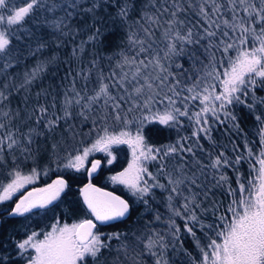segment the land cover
I'll return each mask as SVG.
<instances>
[{
  "label": "snow or ice",
  "instance_id": "6c2138e0",
  "mask_svg": "<svg viewBox=\"0 0 264 264\" xmlns=\"http://www.w3.org/2000/svg\"><path fill=\"white\" fill-rule=\"evenodd\" d=\"M12 0H0V12H6L7 15L0 14V58H7L9 63H5L4 67L10 66L12 41L15 38V33L12 28H22L25 21L39 9L47 12H55L60 10L62 16L50 21L51 26L57 30L69 29L68 32H62L63 35H68L75 31L71 26L72 20L80 16L87 15L93 20L92 25L95 27V21L98 19L97 10L104 8V0H25L24 6L16 7L9 5ZM87 4V6H85ZM227 5L230 6L232 18H222L221 9L225 7L223 3H217V0H212L211 13L206 10L204 0H200L198 5V14L203 16L208 22V27L204 28V36L208 43L204 48V53L207 54L208 64L204 65L205 72L203 76H197L195 81L189 86L187 84L181 87V81L177 78V74L171 71L174 58L185 55V44H199V40H193V30L186 27L185 21L179 19V14L186 9L183 8L180 0H173L171 8L163 9L159 15L148 13L144 14L147 22L161 27V16L168 13L169 19L165 21L167 27L163 32V37L167 40L166 51L161 57L159 52H154L153 43L154 31L150 27H143V36L136 32H131L127 36L128 43L137 48L138 51L134 55H127L123 51L120 53L121 61L118 66L125 65L134 69L131 78L128 73H122L119 79L112 83H106L102 72H98L97 79L98 87L93 90L92 95L81 96L79 91L75 89V81H73L72 92L73 96L65 93L63 101V117L54 116L46 119L48 109L40 105L34 110L36 115V124L40 125L43 122L44 128L48 133H54L60 120L67 121L73 117V105H79L81 111L78 113L85 120L90 116L87 112L93 110L94 105L103 102V106L108 111L104 115L98 116L93 120V126L99 121L103 124V134H97L95 140L90 146L82 148H70L65 145L63 149L59 144L52 145L53 154L57 160L60 159L58 153L63 150L67 153L64 159L67 161L63 164L64 168L72 169L77 172L82 169L88 172L91 176L101 168L102 162L99 159L89 160V156L94 152H105L112 157L110 151L112 145L128 144L132 150V160L128 167L123 171L113 175L110 179L114 183H120L131 190L133 195L143 200L146 210H149L146 194H149L152 188H169L168 207L173 216H184V228L195 235L193 228L200 223L196 209L200 207L197 201V193L193 192L194 187H202L198 184L201 176H205V168L221 169L224 166L232 167L233 164H239L244 157L237 155L234 162L225 157L224 153H219L210 165L203 164L196 157V149H202L198 141L200 134L203 133L206 138L211 140V126L208 123L207 113H211L219 123H224L220 120L219 112H224L225 119L232 122V126L238 128V121L235 115L228 112L227 106L234 102L243 103L241 96L248 95V87L256 85L257 77L261 78L260 83L264 85V0H227ZM237 5L243 8L246 16H237ZM189 6H194L192 0H189ZM130 10V5L125 2L119 8L117 16L123 21L127 18ZM212 15H216V19H212ZM86 23V22H85ZM260 24L257 30L256 24ZM222 26L223 29L222 30ZM215 30H210V29ZM217 30L220 31V37H217ZM101 35L100 29L95 28L94 33L89 37V40H96ZM251 38V40H250ZM81 43L80 50L82 51ZM249 44L251 46L249 47ZM44 45H41L43 47ZM213 48L221 50L222 57L226 59L216 60ZM77 49H73V55ZM230 51H235V56H229ZM143 54V58H139ZM194 63L199 59L196 52H191L188 57ZM165 61L168 63L166 64ZM203 63L202 61H200ZM92 67L97 66V62H91ZM223 68L218 70L217 65ZM45 62L38 64L31 73H25V81L21 87L30 86L37 78V73L43 70ZM177 68L182 69V65L177 64ZM210 68V70H208ZM92 68L87 70L88 73ZM83 79L88 80V75L81 70ZM115 77L116 73L113 72ZM218 82V83H216ZM202 85V87H201ZM7 87V86H6ZM219 87V92L216 91ZM112 89L118 92L122 91L123 95H114ZM179 89V90H178ZM189 93L188 96H182V92ZM39 95V93L37 94ZM7 100V96L0 90V102ZM199 100L202 107L200 111L189 115V107L187 101ZM128 102L130 106L125 109L124 104ZM180 104L178 107L177 104ZM219 102V107L216 104ZM264 103V99L261 100ZM211 105V106H209ZM249 109L253 105H247ZM139 111L141 113L138 119L135 135L130 130H121L119 132L109 130V120L114 121L116 125H123V129H127L132 123L127 117L129 113ZM18 116L19 113L17 112ZM0 116L11 120L12 113L9 111L0 112ZM187 117L189 120L195 121V128L192 132V137L196 138L195 145L185 146L184 143L177 141L175 144L163 145L155 147L148 143L144 134L145 122H156L160 125L169 128L180 124L181 118ZM31 118V116L29 117ZM256 120L262 125L259 129L261 137V152L256 169V176L245 182H241L238 176V189H234L229 184V178L226 173L221 172L218 177L214 176V187L228 185V193L233 197L226 209V214L221 215L218 219L221 222L216 231V238L211 239L207 245L208 250L202 249L203 262L202 264H264V116H256ZM5 124L0 122V129H4ZM71 134L72 141L76 142L78 133L74 126H69L66 130ZM242 131V129H240ZM44 135L37 128H30L24 134L23 139H19L15 132L8 131L5 135L0 136V165H6L5 146L9 154L19 150L24 158L27 159L33 156L34 152H38L39 148H32L37 136ZM92 135L90 130L87 134ZM182 140H189V137H183ZM83 143V141H79ZM180 153H186L191 156V160H187L183 155L180 156V163L173 164L171 171L168 170L164 163L165 158L176 156ZM249 149V156H251ZM115 157L108 159L107 163L111 164ZM160 161L158 172L168 176V185L160 184L151 172L145 167L147 161ZM15 167L9 173L12 177L11 182L7 185L0 184L3 189L0 192V202L11 200L14 193L23 188L26 184L32 182L34 177H37L36 169L33 168L31 174L22 175L19 170V165L16 164V157H12ZM86 164L90 167L85 168ZM60 165L58 164V167ZM195 169V170H193ZM150 177L155 183L149 184L145 177ZM70 188L69 181L63 177L57 178L52 183L41 188H34L28 192L26 196H22L15 206L9 209H4L0 212L3 215L7 213L8 217H24L30 214L34 209L45 208L51 205L54 201L61 197V194H67L66 189ZM190 193L188 196H183L184 190ZM84 203L96 221L109 222L118 219H123L131 215L132 206L127 200L120 196L114 195L111 192H105L100 188L95 187L91 182L79 189ZM183 196L184 203L180 208H176L173 204L174 196ZM207 196V193H205ZM230 214V215H228ZM156 220L160 219L159 214L156 215ZM2 223V221H0ZM96 225L92 220L86 219L80 223L67 224L62 227L57 225L52 226V230L43 233V239H37L38 233L32 232L27 235L26 239L16 242V248L21 255L28 249L35 252L34 256L27 257V264H86V261L91 258L93 264H96L103 255V250L109 248L101 239V235L93 232ZM200 227L205 225L200 223ZM212 228V225H208ZM169 228L173 238H176L179 232V227L175 226L174 220L169 219ZM124 236V241L120 248L117 249L118 255L112 261V264H122L119 253L123 252L125 257H128L129 251L135 253L136 247L143 244V248L147 250L151 256L157 257L155 264H168V261L163 258V250L166 249L164 235L158 232H153L146 237L142 233L137 236L133 234L131 240L122 233H113L108 239L120 240ZM159 247L161 250L159 256L153 251ZM139 255V253H135ZM0 264H9L6 256H0ZM103 264H107L105 260Z\"/></svg>",
  "mask_w": 264,
  "mask_h": 264
},
{
  "label": "trees",
  "instance_id": "16d2710c",
  "mask_svg": "<svg viewBox=\"0 0 264 264\" xmlns=\"http://www.w3.org/2000/svg\"><path fill=\"white\" fill-rule=\"evenodd\" d=\"M125 2L130 5V10L127 18L121 21L117 13ZM172 2L173 0H104L105 7L97 10L98 19L95 21L94 28L88 26L93 24L90 16L85 15L83 18L77 16L71 22L72 28L76 30L68 35H63L62 32H68L69 29L65 28L62 31H57L49 23L56 17L63 15L60 10L47 12L39 9L25 21L22 28L17 29L13 26L12 30L15 33V38L12 41L10 66L4 67V64L9 63V60L0 58V90L7 96V100L0 102V112L11 110L13 118L9 120L0 116V122L5 124V128L0 129V136L5 135L8 131H13L19 139H23L24 134L30 128H37L44 135L35 138L32 148L36 149L38 147L39 151L34 152L33 156L27 159L24 158L26 154L22 155L19 150L9 154L5 146L7 164L0 165V184L6 185L12 178L9 173L15 167L12 161L14 155L21 173H30L33 168L36 169L37 178L40 181L37 184L48 183L53 177H63L69 181L70 188L65 190L67 194L62 193L61 197L51 205L34 209L32 213L26 214L24 217H7L6 212L0 215V221H2L0 223V256H6L9 264L23 263L24 257L17 250L16 242L22 241L32 231L38 230L42 233L48 230L55 221L69 222L92 218L88 209L82 204L78 191L82 183L88 178V172L84 169L77 172L64 168L63 164L67 162L64 157L67 153L60 150L58 153L60 159L57 160L56 155L53 154L52 145L59 144L61 149L65 145L70 148L90 146L97 134H103V124L98 121L94 127L93 120L104 115L108 110L104 108L101 101L100 104L93 106L90 113L86 111V115H89L90 118L85 120L78 115L81 111L80 106L74 104L72 107L73 117L67 121L61 119L54 133H48L43 122L40 125L36 124V115L39 113L34 114V110L38 109L40 105L47 107L48 112L45 122L46 119L54 116L63 117L62 106L65 93L67 92L69 96L74 95L71 90L73 81H75L76 91H79L81 96L85 93L92 95L93 90L98 87V72L103 73L106 83L114 82L125 72L128 73L130 79L134 69L127 65L118 66L121 61L120 53L123 51L127 55H134L138 51V47L133 48L128 43L127 36L131 32L143 36V27H150L154 31L153 50L159 52L160 56L163 57L167 50V40L163 37V32L167 27L165 21L169 19V15L164 13L161 16L162 26L156 27L146 21L144 14L159 15L165 8L171 11ZM180 2L183 8L186 9V11L179 14V19L184 20L186 24L183 30L186 31L187 27H191L193 30L192 39L200 41L199 44H185V55L174 58L171 71L177 74V78L181 81V87H183L185 84L190 86L197 76H203L206 71L204 65L208 64V58L207 54L204 53V48L208 40L204 36V28L208 27V22L198 14L200 0H192L194 5L192 7L189 6V0H180ZM24 3L25 0H12L9 7L11 8L13 5L20 7ZM217 3L225 5L221 9V17L231 19L232 12L230 6L227 5V0H217ZM204 4L206 10L211 13L212 0H204ZM0 14L7 15L6 12H0ZM236 14L237 16L247 15L239 5H237ZM212 19L215 20L216 15H212ZM256 27L259 30L260 24L257 23ZM95 28L100 29L101 35L96 40H89ZM222 30H224L223 26ZM219 37L220 31L217 30L216 39ZM82 42L84 43L81 51ZM41 45L44 46L41 47ZM250 46L251 44H249ZM74 48L77 49L75 55H73ZM211 51L215 53L217 61L226 59V57H222L221 50L213 48ZM191 52H196L199 58L195 63L188 58ZM228 55L235 56V51H230ZM139 58L142 59L143 54ZM93 60L97 62L95 68L91 64ZM41 62H45V66L43 70L37 73V78L30 86L21 87L25 81V73H31ZM165 63L168 62L165 61ZM177 64L182 65V69L177 68ZM217 67L218 70H223L219 64ZM89 68H92L90 73L87 72ZM81 70H84V73L88 75L87 81L83 79V74L78 75ZM113 72L116 73L115 77L112 76ZM256 79V85L248 87V95L240 97L243 103L234 102L232 105L227 106L226 110L236 116L238 128L233 127L232 122L225 119L224 112L218 113L220 120H224V123H219L210 112L205 114L211 126V140L206 138L203 133L200 134L198 143L202 145V149H196L197 159L205 165H210L212 160L221 152L233 162L237 155H242L244 159L239 164H233L232 167L224 166L221 169L208 167L204 169L205 176H201L197 182L202 187L192 189L193 192L197 193L196 202L200 204V207L196 209V213L200 223L205 225L201 228L200 223H198L193 228L195 235L184 228V216H173L169 210L167 198L170 194V187L152 188L150 193L146 194L149 205V210H146L142 199L133 195V193L124 191L119 184L111 182L109 175L131 161L132 154L128 144L112 145L110 150L115 159L111 164L105 163L104 158L100 157L99 153L94 154V156H99L103 163L101 168L90 177L91 182L105 190L108 189L121 195L132 206L131 215L126 218L105 224L96 223L93 232L100 234L104 243L109 245V248L103 250V255L96 264H103L105 260L107 264H112V261L117 257V249L124 241V236L120 240H109L108 237L111 234L122 233L131 240L133 234L139 236L143 233L145 236L144 242H146L147 235L151 234L153 230L165 237L167 247L163 250V258L168 261V264H200L203 261L202 249L208 250L207 245L210 240L216 238L217 227L221 223L218 218L226 214L227 206L233 199L227 191L228 185L213 186L215 184L214 176L218 177L221 172L226 173L229 184L234 189H238V176L240 181L245 183L256 176L262 149L259 134L262 125L256 120V116H264V103H261V100L264 99V85L260 83L261 78L257 77ZM219 90V87H217L216 91L219 92ZM112 92L114 95L124 94L116 89H112ZM38 93L39 95H37ZM188 95L189 93L186 91L182 92V96ZM187 103L190 116L192 113L200 111L202 107L199 100L187 101ZM250 104L253 105L252 109L247 106ZM129 106L130 104L125 102L124 108L127 109ZM177 106H180L179 102ZM216 106L219 107V102ZM17 112L19 113L18 116L16 115ZM140 115L139 111L128 114L127 118L132 123L127 129H123V125L113 127L115 122L109 120V130L115 132L130 130L135 135L138 124L136 118ZM30 116L31 118H29ZM69 126H74L78 133L76 142L72 141L71 134L66 131ZM194 128V119L189 120L187 117H182L180 124L172 128L156 122H145L144 134L148 143L155 147L175 144L177 141L189 146L197 143L196 138L192 137ZM90 130L92 131L91 136L87 135ZM183 137L191 139L182 140ZM79 141H83V143H79ZM249 149L252 153L251 156H249ZM181 155L185 159L191 160V156L186 153L169 156L164 160L169 171H171L173 164L181 162ZM144 166L156 176V180L160 184L168 185V176L158 172L160 168L159 160L147 161ZM145 178L149 184L155 183L150 177L146 176ZM23 191L14 195L9 201L0 202V212L4 209L10 210L15 199ZM205 193H207V196H205ZM172 195L174 196V206L180 208L184 203L183 196H188L190 193L185 189L183 196ZM157 214L160 216L159 220L155 218ZM170 217L174 220L175 226L179 227L175 239L169 228ZM208 225L213 227L210 229L207 227ZM153 251L157 253V256L161 252L159 247L154 248ZM135 253H139V255ZM135 253L129 251L128 257H125L123 252H120L119 258L122 264H155L157 257L151 256L143 248V244L136 247ZM86 264H93L92 259L89 258Z\"/></svg>",
  "mask_w": 264,
  "mask_h": 264
},
{
  "label": "rangeland",
  "instance_id": "374dc122",
  "mask_svg": "<svg viewBox=\"0 0 264 264\" xmlns=\"http://www.w3.org/2000/svg\"><path fill=\"white\" fill-rule=\"evenodd\" d=\"M22 6H24V5H22ZM130 149H131V148H130ZM110 151H111V150H110ZM96 153H99L100 157H103V158H104L105 163H107L108 159H111L112 157H114L112 151H111V153H112V157H110V156L108 155V153L98 151V152H94V153H92V154L89 156V160H94V159H99V160H101V158H100L99 156H94V154H96ZM131 154H132V150H131ZM130 160H132V158H131ZM101 162L103 163L102 160H101ZM130 162H131V161L127 162L126 165H125L124 167H122V168L116 170L115 172H113L112 174H110V175H109V178H110L111 176H113V175H115V174H117V173L123 171L125 168H127V167H128V164H129ZM88 167H90V164H86V165H85V168H88ZM82 170H83V169H82ZM21 174H22V175H29V174H31V172H30V173H21ZM57 178H58V177H53V178H51V180L48 181V183L37 184V183H40V181L38 180L37 177H34L31 183L26 184L23 188L19 189L16 193L13 194V196L16 195L17 193H19V192L22 191V190L25 191V190H30V188H31V189H34V188L45 187L46 185L52 183V181L56 180ZM11 179H12V178H11ZM11 179L8 181V183L11 182ZM145 179H146V178H145ZM110 180H111V179H110ZM111 182L114 183L112 180H111ZM8 183H7V184H8ZM7 184H6V185H7ZM114 184H119V185L122 187V189H123L124 191L129 192V193H132L131 190H130L129 188H127V186H125V185H123V184H120V183H114ZM2 191H3V189L0 190V192H2ZM13 196H12V197H13ZM11 199H12V198H11ZM83 220H86V219L84 218ZM83 220H82V219H78V220H75V221H69V222H66V221H64V222H57V221H55V222L49 227L48 230L43 231L42 233L39 232L38 230H37V231H34V232L40 234V235H38L37 239H43V233L50 232V231L52 230V226H53V225H57L58 227H62L65 223L71 225V224H74V223H80V222L83 221ZM32 232H33V231H32ZM32 232H31V233H32ZM31 233H29V235H30ZM26 237H27V236H26ZM26 237H25L24 239H26ZM22 240H23V239H22ZM34 255H35L34 250H32V249H28V250L22 255V256L24 257V258H23L24 260H23V263H22V264H27V257H29V256H34ZM202 262H203V261H201L200 264H202Z\"/></svg>",
  "mask_w": 264,
  "mask_h": 264
},
{
  "label": "water",
  "instance_id": "95a60500",
  "mask_svg": "<svg viewBox=\"0 0 264 264\" xmlns=\"http://www.w3.org/2000/svg\"><path fill=\"white\" fill-rule=\"evenodd\" d=\"M89 182H91L90 179L85 180L84 183H82V185L79 187V189L82 188V187H84V185H86V184L89 183ZM91 183H92V182H91ZM92 184L95 185V187L100 188V189H102V190L105 191V192H111V191H109V190H107V189L105 190V189L99 187L98 185H96V184H94V183H92ZM32 190H33V189L30 188V190H25L24 192H22V193L20 194V196H18V198L13 202V204H12L11 207H10V209H11L12 207L15 206V203L18 202L19 199H20L22 196H26L27 193L30 192V191H32ZM111 193H113V192H111ZM113 194H114V195H117V196H120L122 199H124V198H123L121 195H119V194H115V193H113ZM79 195H80V197H81V200H82L83 205L86 206V204L84 203L83 197H82L81 194H80V191H79ZM124 200H125V199H124ZM86 207H87V206H86ZM90 213H91V212H90ZM6 216L8 217L7 213H6ZM91 216H92V214H91ZM93 219H94V220H92V221H93L94 224H95L96 222H98V223H107V222H99V221H96L94 217H93ZM90 220H91V219H90ZM114 221H117V220H114ZM109 222H111V221H109ZM94 229H95V228H94ZM94 229H93V230H94Z\"/></svg>",
  "mask_w": 264,
  "mask_h": 264
}]
</instances>
